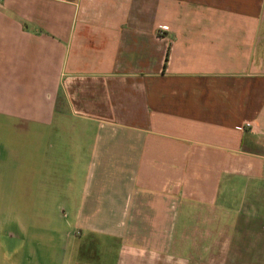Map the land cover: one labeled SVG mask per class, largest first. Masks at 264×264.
Returning a JSON list of instances; mask_svg holds the SVG:
<instances>
[{
  "label": "crops",
  "instance_id": "obj_1",
  "mask_svg": "<svg viewBox=\"0 0 264 264\" xmlns=\"http://www.w3.org/2000/svg\"><path fill=\"white\" fill-rule=\"evenodd\" d=\"M0 119V264H264V0H0Z\"/></svg>",
  "mask_w": 264,
  "mask_h": 264
},
{
  "label": "rangeland",
  "instance_id": "obj_2",
  "mask_svg": "<svg viewBox=\"0 0 264 264\" xmlns=\"http://www.w3.org/2000/svg\"><path fill=\"white\" fill-rule=\"evenodd\" d=\"M0 126L5 128H0V150L2 157H12L13 153L12 150H18V154L15 153L17 156L23 157L24 155H27V140L29 138V133L27 131H22L21 129L18 130L12 128L13 125L8 123L7 121H3V119H0ZM22 168L20 171V175L22 176V181H20V189L21 193L23 192V188L27 187V181H25L24 174L27 172V164H21ZM27 202V196L24 194L20 195L19 197V203H25ZM4 206L7 209H10L12 206V196L6 195L4 197ZM12 221V212H4V214L0 217V226L1 223H6V225H11ZM7 228L5 229V231Z\"/></svg>",
  "mask_w": 264,
  "mask_h": 264
},
{
  "label": "built area",
  "instance_id": "obj_3",
  "mask_svg": "<svg viewBox=\"0 0 264 264\" xmlns=\"http://www.w3.org/2000/svg\"><path fill=\"white\" fill-rule=\"evenodd\" d=\"M169 30V27L166 26V25H163L161 26L159 29H158V34L159 35H164L167 31ZM247 127L251 126L250 124H247L246 125ZM237 130H240V131H243L245 129V126L244 125H239L236 127Z\"/></svg>",
  "mask_w": 264,
  "mask_h": 264
}]
</instances>
